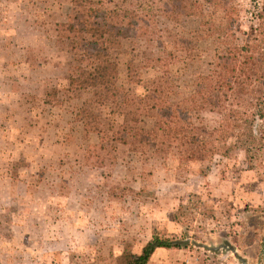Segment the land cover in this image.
Masks as SVG:
<instances>
[{"label": "rangeland", "instance_id": "rangeland-1", "mask_svg": "<svg viewBox=\"0 0 264 264\" xmlns=\"http://www.w3.org/2000/svg\"><path fill=\"white\" fill-rule=\"evenodd\" d=\"M70 1L0 0V264H119L152 230L187 245L155 249L146 264H263L264 0H226L230 24L207 4L201 18L173 23L160 15L164 0H142L163 43L121 39L116 66L117 83L143 103L153 101V87L155 101L175 103L196 89L199 73L218 69L226 45H252L250 86L234 107L236 133L251 123L262 138L251 169L241 149L226 150L235 138L220 137L211 111L193 114L211 134L190 161L179 162L172 148L117 144L121 92L100 108L97 132L80 131L72 114L79 99L64 88L66 55L52 30ZM144 47L158 62L128 82L125 65L143 61ZM45 94L55 98L48 106ZM142 119L146 130L149 117Z\"/></svg>", "mask_w": 264, "mask_h": 264}, {"label": "trees", "instance_id": "trees-1", "mask_svg": "<svg viewBox=\"0 0 264 264\" xmlns=\"http://www.w3.org/2000/svg\"><path fill=\"white\" fill-rule=\"evenodd\" d=\"M200 1L164 0L160 15L173 23L181 17L201 18L203 13L200 7L207 4L221 9L227 17V24H230V7L226 0ZM70 8L64 21H53L52 30L55 42L66 55L64 88L72 90L76 99H79L72 114L74 123L80 125V131L84 134L97 132L101 121L100 108L112 103L121 92L122 119L113 137L117 144L132 145V150H135L132 142L155 149L172 148L179 162L190 161L196 148L203 150L207 147L211 131L208 132L193 120V114L206 110L219 114L220 137L235 138L226 150L241 149L247 167H253L251 160L260 155L262 138L255 135L251 123L242 135L236 133L241 118L234 108L242 100L238 92L245 94L250 86L251 67L248 64L252 62V45H226L223 55L219 57L218 69L209 74L199 73L196 76V89L175 103L155 101L156 87L149 89L153 93V101L143 103L140 95L128 93L117 83L116 72L119 40L132 39L145 43V40L153 36L156 44L163 43L153 18L147 17L142 0H71ZM163 32L171 36L167 29ZM146 50L147 55L143 61L130 59L126 63V81L139 83L140 68L151 67L158 62V57L153 56L150 49ZM239 57H242L241 61ZM236 75H242L245 82L238 83ZM143 89L147 91L145 84ZM84 92L86 96L82 97ZM54 99L53 95L45 94L42 103L48 106ZM144 114L150 120L146 130L138 126ZM162 234L152 230L149 239L137 253L124 249L119 264H146L156 248H180L187 245L186 240H173Z\"/></svg>", "mask_w": 264, "mask_h": 264}, {"label": "water", "instance_id": "water-1", "mask_svg": "<svg viewBox=\"0 0 264 264\" xmlns=\"http://www.w3.org/2000/svg\"><path fill=\"white\" fill-rule=\"evenodd\" d=\"M239 261H240V264H245V262L242 259H239ZM262 261L264 264V251L262 252Z\"/></svg>", "mask_w": 264, "mask_h": 264}, {"label": "crops", "instance_id": "crops-1", "mask_svg": "<svg viewBox=\"0 0 264 264\" xmlns=\"http://www.w3.org/2000/svg\"><path fill=\"white\" fill-rule=\"evenodd\" d=\"M156 249H158V248H156Z\"/></svg>", "mask_w": 264, "mask_h": 264}]
</instances>
